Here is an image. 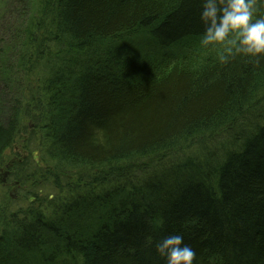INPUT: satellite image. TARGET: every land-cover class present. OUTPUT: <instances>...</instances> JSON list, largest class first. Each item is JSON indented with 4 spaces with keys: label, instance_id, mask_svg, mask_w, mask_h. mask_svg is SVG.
Returning <instances> with one entry per match:
<instances>
[{
    "label": "trees",
    "instance_id": "obj_1",
    "mask_svg": "<svg viewBox=\"0 0 264 264\" xmlns=\"http://www.w3.org/2000/svg\"><path fill=\"white\" fill-rule=\"evenodd\" d=\"M32 1L38 9L22 33L23 47L51 67L45 83L48 146L36 141L35 150L46 163L98 171L74 184L93 192L116 161L141 158L145 167L131 183L150 210L128 214L125 223L135 222L103 233L101 226L93 229V213L112 224L121 201L103 192L94 211L78 207L65 221L48 225L38 216V225L15 230L0 223V264H51L53 253L75 241L92 244L86 260L73 264H166L155 243L174 234L196 251L195 264H264V107L258 108L264 103V57L237 55L221 64L216 50L203 48L200 0ZM109 104L116 109L108 110ZM18 114L0 125V163L21 131ZM207 136L235 138L213 148L221 160L212 167L197 170L187 162L180 173L173 159L150 166L184 145L206 143ZM53 182L47 191L59 186ZM45 186L38 185V203L54 195ZM159 214L163 225L157 228Z\"/></svg>",
    "mask_w": 264,
    "mask_h": 264
},
{
    "label": "rangeland",
    "instance_id": "obj_2",
    "mask_svg": "<svg viewBox=\"0 0 264 264\" xmlns=\"http://www.w3.org/2000/svg\"><path fill=\"white\" fill-rule=\"evenodd\" d=\"M21 3L23 0L22 2L0 0V125L9 122L12 110L18 107L17 104H20L24 111L22 124L20 122L22 128L17 140L5 153L0 164V223L7 224L10 230H15L20 226L14 221L11 222L9 217L13 209L22 210L21 205L25 204H23V199L31 189L30 179L34 171L29 170L30 164L37 168L38 173L41 172L38 174V183L42 185L52 183L55 178H58V182H62L64 177H67L69 181L77 177L84 180L85 177L92 179L98 172L93 169L69 167L61 163L53 164L50 161L46 163L42 160L44 159L43 153L41 152L40 158L35 150L36 141H38V147L46 149L48 146L43 142L48 131L45 125L47 113L45 107L47 108L48 100L45 83L51 67L46 58L38 61V54L25 52L26 44L23 47L22 33H25L30 19L36 14L38 1H29L26 4V10L22 11L19 10ZM19 11L20 14L17 13ZM148 43L149 41L145 42L146 45ZM35 101L38 102L37 106ZM259 107H264V103ZM247 124L251 127L249 122ZM244 127L249 128L246 125ZM183 149L184 146L174 151L166 160L179 158L182 156ZM29 157L31 160L27 164ZM160 163L155 162L150 166L154 167ZM143 169H135L132 175ZM111 170L114 171V167ZM55 174H58V177H55ZM61 175L65 176L59 177ZM65 184L70 185L63 183Z\"/></svg>",
    "mask_w": 264,
    "mask_h": 264
},
{
    "label": "bare ground",
    "instance_id": "obj_3",
    "mask_svg": "<svg viewBox=\"0 0 264 264\" xmlns=\"http://www.w3.org/2000/svg\"><path fill=\"white\" fill-rule=\"evenodd\" d=\"M68 100L70 101V98ZM37 105L38 102H36V106ZM106 108L111 111V110H115L116 106L109 104L108 106H106ZM16 112L19 113L18 118L22 124V113L24 111L19 106L18 110L12 112V117L15 116ZM20 127L22 128L21 125ZM247 127H249V125ZM250 133H251V129L244 132V134H242L239 137L248 136L250 135ZM231 141H235V138L229 139L227 137L222 138L221 136L212 140L209 139L207 136L206 143H202L199 146L192 147L191 145H184V149L182 150L183 151L182 156H180L179 158H171L173 160H179L178 163L179 165H177L174 171L180 173L185 172V170L188 169L186 167L187 162L193 163L195 167H197V170H205L207 167H212L214 162H219L221 160L220 155H218L217 151L213 148H217V146H220L222 144L226 145V143H229ZM210 158L212 159V161ZM134 159H135L134 156H129L126 159L116 161L115 166H113L114 171H112L111 169H107L106 173H109V175L106 180H101L97 184V186L95 187L96 191H94L95 193L93 192L92 187L90 188L84 187L85 189L74 187V184L83 183L82 180L84 181V179H82L81 177L74 178L71 181H69L67 177H64L62 182L59 181V186L55 187L54 189L51 187L50 189H48V191L46 187H48V185L50 184H54V182L50 184L43 183V185H46L43 191L48 193L51 192L54 195L47 197L46 199L42 198L41 200H39L40 201L39 203H38V185H41V183L40 184L38 183V174H41V172L38 173L37 168L32 165V169L34 172L32 173L31 175L32 178L30 179L31 189L25 196L26 198L23 199V204L24 203L25 204L22 205V210L13 209L14 211L10 213L11 216L9 217V219L11 222L14 221L16 225H20V228H22L24 225L25 226L29 224L33 225V223L34 225H38V216L42 218L44 222H48V225H51L52 222H60V221L68 220L69 218H71L69 212H72L73 210L76 211L78 207H82V209L84 210L85 207L87 206L89 210L94 211L95 208L94 202L97 201L98 195L103 192H106L111 196L112 201H116L118 200V198H120L121 200L119 203L120 210L116 212V217L115 219H113L112 224L103 220L95 210V212L93 213L94 220L92 222L93 229H95L96 227L99 228L101 226L104 233L105 230L108 231H111L112 229L114 230L115 226L116 228L125 227L126 224L131 223V221L135 222V220L137 219L136 217L134 219L130 218L131 221L125 223L127 221L126 217H128V214L135 215L137 212L145 214L147 213L148 210H150V206L148 203L139 202V200L136 198L141 191H137V189H135L134 187L135 182L131 183V178H133V180L135 181L138 177L141 176L140 171L137 172L135 175H132V172L135 169H141V167L142 168L145 167V162L143 163L141 158H138V161H133ZM30 160L31 157H29V159L27 160V164L30 162ZM167 161L168 160L165 161L156 160V162L159 163L161 162L160 164H158V166L169 163ZM66 164L69 167L89 170V168L85 166L75 165L71 163H66ZM66 164L63 165L66 166ZM62 176L65 175H61L59 177ZM56 180L58 181V178H56ZM63 183H69L70 185L67 184L63 185ZM180 183L183 185L191 186V184H189L184 180H180ZM91 194H95L92 200H91L92 198ZM88 196L89 198H87ZM56 211L61 213L58 214V212ZM72 219H73L72 223L74 225H78L79 227L80 225L79 218L75 219V217H72ZM159 221L161 222V224L159 223ZM162 221H163V216L159 214L157 217V221L155 220L153 221V225L157 228L158 227L160 228L163 225ZM117 224H121V225H117ZM107 235H113V233H107L104 234L103 236H107ZM75 240L77 239H74L72 241ZM75 243L78 246L76 244L71 243V245L68 246V248L66 247L63 248L61 251H59L60 253L58 252V255L57 253L56 254L53 253L52 255L53 258H51L52 260L51 264H73L77 260H80L81 262L85 261L87 257V250L89 246H91L92 241L89 243H85L87 245L79 244L77 241H75Z\"/></svg>",
    "mask_w": 264,
    "mask_h": 264
},
{
    "label": "clouds",
    "instance_id": "obj_4",
    "mask_svg": "<svg viewBox=\"0 0 264 264\" xmlns=\"http://www.w3.org/2000/svg\"><path fill=\"white\" fill-rule=\"evenodd\" d=\"M264 0H200V21L204 32L200 45L217 51L221 64L240 55L258 60L264 57V15H258ZM157 255L166 264H195L196 251L184 243L181 234L155 243Z\"/></svg>",
    "mask_w": 264,
    "mask_h": 264
}]
</instances>
